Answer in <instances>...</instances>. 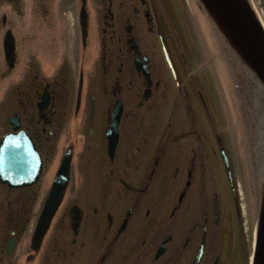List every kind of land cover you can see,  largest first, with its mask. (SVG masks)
I'll use <instances>...</instances> for the list:
<instances>
[{
    "label": "flooded vegetation",
    "instance_id": "flooded-vegetation-1",
    "mask_svg": "<svg viewBox=\"0 0 264 264\" xmlns=\"http://www.w3.org/2000/svg\"><path fill=\"white\" fill-rule=\"evenodd\" d=\"M154 1L85 0L82 36V0H40L42 42L16 37L13 60L3 46L11 10L0 12V81L11 79L12 86L0 95V137L26 134L41 161L29 183L0 181V264H64L66 254L86 247V231L99 241L87 264H248L237 189L226 170L224 181L221 140L206 135L207 79L191 69L172 29L165 33ZM117 101V141L109 149ZM211 142L219 173L206 154ZM66 154V188L34 248L37 218ZM91 167L99 181L94 190ZM73 208L79 227L67 242Z\"/></svg>",
    "mask_w": 264,
    "mask_h": 264
},
{
    "label": "rangeland",
    "instance_id": "rangeland-1",
    "mask_svg": "<svg viewBox=\"0 0 264 264\" xmlns=\"http://www.w3.org/2000/svg\"><path fill=\"white\" fill-rule=\"evenodd\" d=\"M27 1L21 0L22 13L17 19L21 26L28 25L29 27L31 16L28 7L30 3L28 4ZM154 2L160 17L159 21L165 33L168 34L169 27L172 29L177 40L176 44L180 48L179 50L184 52L186 58L191 61V69L192 65L196 66L200 74L205 75V78L207 76L209 83L212 84H209L212 91L207 85V89L209 88L210 91L208 102L211 111V119L208 120L206 129L207 139L211 141L210 139H215L213 133L219 134V139L221 140L220 146H223L219 148V152L220 149H224L226 152L240 194L242 191L241 195L246 196L247 203L251 206L254 203V198L258 197V181L256 178V136L258 130L257 125H255L253 111L255 115L256 105H258L261 97H254V107H252L248 103L246 96L249 93L253 94V96L263 95V85L254 74V77L248 75L245 66L243 67L242 65H238L234 60H230V58L235 59L232 56V49H229L227 46L224 48L221 40L217 38L214 33L215 31L212 30V23H207L206 19L202 18L195 0H176V6L170 0H158ZM250 4L259 12L264 23V0H250ZM10 5L14 9V2L11 1ZM3 7H6V3L0 1V8ZM170 11L173 13V15H170L172 21L169 18ZM152 13L154 15L155 11H152ZM171 44L175 59L178 61L180 57L176 49L177 46L175 47L174 42H171ZM190 49L193 50L192 53H190ZM67 52L70 53V49ZM32 58L36 59L33 55L27 56L28 60ZM35 59L32 60L36 61ZM66 60L71 62L68 55L65 58ZM36 62L38 63V61ZM36 66L38 67L37 64ZM237 76L239 80H237ZM11 87V79L0 81V95L2 91L10 92ZM255 88L256 91L254 90ZM180 106L183 109V105ZM163 108L166 109L165 104ZM168 111L166 109V114H168ZM158 116H164L162 120L165 118V114H159ZM167 121L168 115H166V118L162 122L166 123ZM217 148L216 142L212 143L208 147L206 154L210 161V169L219 173L221 171L220 168L218 172L211 158V154L215 149L218 155ZM166 159L167 152L164 153V160ZM222 168L224 181H226L225 168L224 166ZM94 169V167L90 168V176L92 177H90L89 182V187L93 190L99 184ZM240 202L243 210L248 213L246 201L240 200ZM70 233V229L67 227V242L68 238H70ZM85 237L87 241L86 247L83 250L77 251L76 256L66 260V263L72 260L75 264H79L81 259H89L94 254L97 249L95 245L99 244V241L92 237V232L90 231L85 232Z\"/></svg>",
    "mask_w": 264,
    "mask_h": 264
},
{
    "label": "water",
    "instance_id": "water-1",
    "mask_svg": "<svg viewBox=\"0 0 264 264\" xmlns=\"http://www.w3.org/2000/svg\"><path fill=\"white\" fill-rule=\"evenodd\" d=\"M208 13L214 19L218 28L222 31L230 45L239 53L245 63L255 72L256 76L264 84V31L249 7L247 0H201ZM81 26L85 32L86 17L82 7ZM4 49L6 58L12 57L14 51V37L8 30L4 37ZM115 118L112 124L113 138L111 146L114 145L116 123L118 112L114 113ZM33 149L32 145L25 135H6L0 138V180L12 181L14 170H25L24 163L31 162L35 165L34 174L40 169L38 155L31 159L28 149ZM226 162V161H225ZM32 169V170H34ZM28 170V168H26ZM31 170V171H32ZM69 170V157L65 156L62 160L57 175V183L51 189L50 197L52 201L49 207L45 208L37 222L33 241L38 242L46 230L50 218L56 207V198L61 196L62 187L65 186ZM32 176V175H31ZM22 178H24L22 176ZM63 179V180H62ZM59 188L56 190V188ZM55 198V202H54ZM78 224V215L75 211L73 215L72 226L76 231ZM252 264H264V208L261 213V220L257 232L255 249Z\"/></svg>",
    "mask_w": 264,
    "mask_h": 264
},
{
    "label": "bare ground",
    "instance_id": "bare-ground-1",
    "mask_svg": "<svg viewBox=\"0 0 264 264\" xmlns=\"http://www.w3.org/2000/svg\"><path fill=\"white\" fill-rule=\"evenodd\" d=\"M262 100V99H261ZM264 103V101L262 100ZM260 105V102H259ZM255 125H257L256 158L257 179L260 186L261 198L264 201V105L256 110Z\"/></svg>",
    "mask_w": 264,
    "mask_h": 264
}]
</instances>
